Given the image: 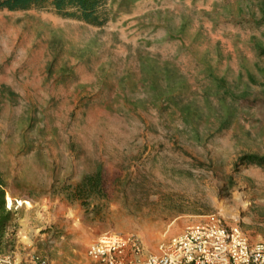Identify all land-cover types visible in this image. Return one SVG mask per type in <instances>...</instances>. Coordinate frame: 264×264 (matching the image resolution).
Here are the masks:
<instances>
[{
  "label": "rangeland",
  "instance_id": "rangeland-1",
  "mask_svg": "<svg viewBox=\"0 0 264 264\" xmlns=\"http://www.w3.org/2000/svg\"><path fill=\"white\" fill-rule=\"evenodd\" d=\"M108 9L103 28L0 10V180L17 226L4 255L88 264L89 246L110 233L159 253L217 213L264 240V167L237 166L264 157V0H108ZM144 56L174 64L192 93L216 88L207 71L224 78L244 98L231 126L217 133L207 108L187 125L153 106ZM99 170L106 199L67 198L66 187Z\"/></svg>",
  "mask_w": 264,
  "mask_h": 264
},
{
  "label": "trees",
  "instance_id": "trees-1",
  "mask_svg": "<svg viewBox=\"0 0 264 264\" xmlns=\"http://www.w3.org/2000/svg\"><path fill=\"white\" fill-rule=\"evenodd\" d=\"M0 10L9 12H28L32 10L50 11L55 15L84 22L96 28L105 27L111 20L108 0H0ZM141 85L148 95L147 101L153 106L161 105L165 109H176L180 112L187 125L200 123L204 117V109L218 115L219 127L217 133L228 129L235 116L236 102L244 99L235 95L224 78H217L207 71L205 78L217 83L216 88L206 84L201 94L190 89L187 78L171 62H161L158 57L144 56L139 59ZM204 74V73H203ZM193 95L189 100L187 93ZM204 100L200 105L197 98ZM255 165L264 167V157L258 155L243 156L237 166ZM67 198L71 201H81L84 206L89 201L99 198L106 199L102 171L88 174L76 186H68ZM7 192L5 183L0 180V255L8 248H13L17 226L14 224L15 212L7 208ZM10 230H13L10 233Z\"/></svg>",
  "mask_w": 264,
  "mask_h": 264
},
{
  "label": "built area",
  "instance_id": "built-area-1",
  "mask_svg": "<svg viewBox=\"0 0 264 264\" xmlns=\"http://www.w3.org/2000/svg\"><path fill=\"white\" fill-rule=\"evenodd\" d=\"M87 259L88 264H264V240H251L217 213L198 217L159 253L145 255L139 238L110 233L89 246ZM0 264L51 263L39 257L21 262L0 255Z\"/></svg>",
  "mask_w": 264,
  "mask_h": 264
},
{
  "label": "bare ground",
  "instance_id": "bare-ground-1",
  "mask_svg": "<svg viewBox=\"0 0 264 264\" xmlns=\"http://www.w3.org/2000/svg\"><path fill=\"white\" fill-rule=\"evenodd\" d=\"M238 199L242 201L243 200V197L239 195L238 196ZM6 201H7L8 207L10 208L11 205H12V199L9 196H6ZM19 204L22 205L21 202Z\"/></svg>",
  "mask_w": 264,
  "mask_h": 264
}]
</instances>
